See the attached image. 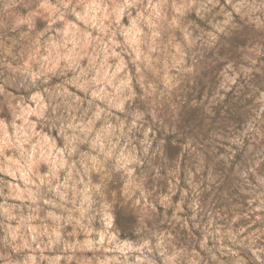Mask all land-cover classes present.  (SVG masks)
Segmentation results:
<instances>
[{"label": "rangeland", "instance_id": "374dc122", "mask_svg": "<svg viewBox=\"0 0 264 264\" xmlns=\"http://www.w3.org/2000/svg\"><path fill=\"white\" fill-rule=\"evenodd\" d=\"M0 264H264V0H0Z\"/></svg>", "mask_w": 264, "mask_h": 264}]
</instances>
